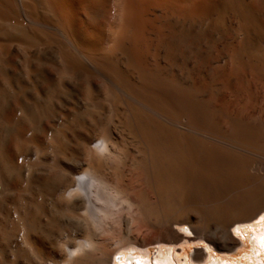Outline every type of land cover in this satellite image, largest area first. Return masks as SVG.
<instances>
[{"label": "bare ground", "instance_id": "1", "mask_svg": "<svg viewBox=\"0 0 264 264\" xmlns=\"http://www.w3.org/2000/svg\"><path fill=\"white\" fill-rule=\"evenodd\" d=\"M157 1L178 9L176 0ZM49 2L0 0V55L19 49L27 82L45 70L51 101L69 89L84 93L44 140L12 135L17 161L0 149V204L16 197L11 221L0 225V264H178L174 248L187 243L204 245L185 254L188 264H223L211 251L231 252L240 236L255 254L264 249V163L249 155L264 152V111L215 103L201 79L188 77L207 48L223 53L214 74L225 85L264 83V0L186 2L154 34L162 64L146 62L139 26L128 25L136 30L124 29L105 55L88 51L66 14L57 18L62 4ZM47 52L49 68L36 67ZM4 82L7 95L20 96ZM48 117L44 102L28 119ZM10 122L0 114V129ZM150 246L151 259L122 257Z\"/></svg>", "mask_w": 264, "mask_h": 264}, {"label": "rangeland", "instance_id": "2", "mask_svg": "<svg viewBox=\"0 0 264 264\" xmlns=\"http://www.w3.org/2000/svg\"><path fill=\"white\" fill-rule=\"evenodd\" d=\"M46 1H50L53 5L57 2L60 5L62 4L61 6L63 10L55 12L56 15H58L57 18L66 14L72 36L88 51L99 55H105L110 51V47L113 45L112 43H114V45L118 44V36L120 37V33L124 31V29L128 31L136 30L135 28L134 30H129L128 25L133 27L139 26L138 28L140 31H143V36L145 41L147 40L148 45L143 54L146 62L152 63L154 61H152V59L158 58L157 60L160 64H162V62H160L162 52L159 51V55H156L154 50V34L158 31L157 28H160L162 24H168L172 17L178 19L181 15L179 8L188 5L186 2L189 4L192 1L194 2V0H176L178 9L175 11L173 9L171 10L168 5L166 6L163 2L157 0H139L140 3L138 0ZM115 38H117V40ZM15 41V38L10 41L8 40L10 44L12 42L15 43ZM125 44L128 45L127 43ZM208 50L209 49L206 48V60L199 64V67H195L196 70H193L195 71L193 72L194 75L191 73L188 77L196 80L201 79L206 90L205 96L210 98L213 102L220 103V101H224L229 103L230 108L232 109H244L250 114H261V111H264V83L261 82V80L250 81L251 83L249 82V89L247 91L241 86V83L239 84L236 81L228 82V84L225 85L223 83L224 79L220 76H215L214 74V69L220 64L219 60L222 58L223 53L220 52L219 55L214 56L208 52ZM21 55L22 52L17 48L7 49L4 55H0V114L11 121L9 127L0 129V149L4 148L11 157H14L13 161H17V156L19 157L20 155L11 145V137L14 133L18 132L23 134L24 132H29L36 136L40 141L44 140L49 129L57 127L58 124L70 116L72 111L79 109V99L84 93L83 86L78 87L77 89H69L59 92L58 98L51 101L49 99V95L53 91V88L49 86V83H51V77L47 75L45 70H42L39 76L33 78L32 83L22 79L18 74L19 63H21L23 59V56ZM117 56L120 57L119 54ZM53 57L54 54L51 52L41 54L40 56H36L37 59H33V64L35 62L36 67L38 66L39 68L48 69ZM4 63H9L10 74ZM8 77L11 79L14 89L20 91V96L16 99L7 95L4 90V81ZM246 79L249 81L250 77L247 75ZM17 85L21 88L17 87ZM44 102L48 103L49 117L44 120H35L31 122L28 117L29 114H31L32 109L35 105ZM20 109L28 115H25L27 118H19L18 115L21 113ZM70 144L73 145V142L71 141ZM4 145L5 147H3ZM256 153L257 152L252 149L250 150L249 155L253 160L264 163V152L261 151L260 153ZM129 173L130 172L127 173L128 178L133 175V172ZM15 200L16 197L9 196L5 199V202L2 205L0 204V225H5V223L11 221L12 216L10 215L12 214V209L10 208L13 207ZM179 231L187 233L183 228H179ZM239 238L241 239V243L231 252L224 253L215 250L211 251L208 248L205 249L208 252L211 251L212 254L223 258V264H264V249H261L259 252L260 254H255L251 250L250 242L246 236H240ZM0 243H3L2 236H0ZM195 247H204V245L195 243L176 245L174 252L179 259V261H177L178 264H188L187 260L192 255ZM156 248L157 247L150 246L149 253L146 255L145 253L140 252V250H126L121 253L122 257L138 255L139 258L147 257L148 259H151L155 254ZM185 254H188L189 257Z\"/></svg>", "mask_w": 264, "mask_h": 264}, {"label": "snow or ice", "instance_id": "3", "mask_svg": "<svg viewBox=\"0 0 264 264\" xmlns=\"http://www.w3.org/2000/svg\"><path fill=\"white\" fill-rule=\"evenodd\" d=\"M261 243L264 245V237H261Z\"/></svg>", "mask_w": 264, "mask_h": 264}, {"label": "crops", "instance_id": "4", "mask_svg": "<svg viewBox=\"0 0 264 264\" xmlns=\"http://www.w3.org/2000/svg\"><path fill=\"white\" fill-rule=\"evenodd\" d=\"M260 254V253H259Z\"/></svg>", "mask_w": 264, "mask_h": 264}]
</instances>
